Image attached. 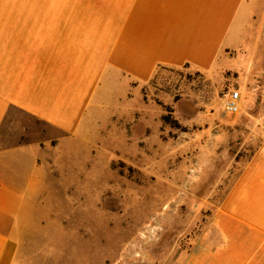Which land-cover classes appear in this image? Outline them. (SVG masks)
<instances>
[{"label":"crops","instance_id":"crops-1","mask_svg":"<svg viewBox=\"0 0 264 264\" xmlns=\"http://www.w3.org/2000/svg\"><path fill=\"white\" fill-rule=\"evenodd\" d=\"M259 14L264 0H0V130L19 110L57 132L0 144V264L22 254L29 208L54 173L76 180V143L103 119L126 143L161 106L177 112L188 75L256 47ZM180 264H264V139Z\"/></svg>","mask_w":264,"mask_h":264},{"label":"rangeland","instance_id":"rangeland-1","mask_svg":"<svg viewBox=\"0 0 264 264\" xmlns=\"http://www.w3.org/2000/svg\"><path fill=\"white\" fill-rule=\"evenodd\" d=\"M255 20L256 47L232 51L205 75H188L186 88L173 90L181 98L177 112L160 105L159 119L153 111V124L137 137L131 133L126 143L103 119L90 141L76 143L79 175L70 183L54 173L58 180L44 189L39 206L29 208L15 264L182 262L264 139V14ZM175 80L184 84L180 76ZM232 88L243 94L237 114L223 105L224 92ZM53 134L50 125L13 110L1 127L0 144Z\"/></svg>","mask_w":264,"mask_h":264},{"label":"built area","instance_id":"built-area-1","mask_svg":"<svg viewBox=\"0 0 264 264\" xmlns=\"http://www.w3.org/2000/svg\"><path fill=\"white\" fill-rule=\"evenodd\" d=\"M223 105L225 110L231 114H237L241 111L243 94L238 88L229 89L223 94Z\"/></svg>","mask_w":264,"mask_h":264},{"label":"trees","instance_id":"trees-1","mask_svg":"<svg viewBox=\"0 0 264 264\" xmlns=\"http://www.w3.org/2000/svg\"><path fill=\"white\" fill-rule=\"evenodd\" d=\"M163 118L165 119V121L170 122V118L168 114H164ZM173 123L174 125H177V126L180 124L178 120H174Z\"/></svg>","mask_w":264,"mask_h":264}]
</instances>
